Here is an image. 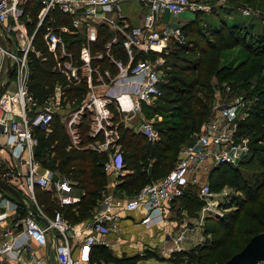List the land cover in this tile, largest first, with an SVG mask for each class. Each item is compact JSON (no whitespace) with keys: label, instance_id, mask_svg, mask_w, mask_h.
I'll return each instance as SVG.
<instances>
[{"label":"built area","instance_id":"built-area-1","mask_svg":"<svg viewBox=\"0 0 264 264\" xmlns=\"http://www.w3.org/2000/svg\"><path fill=\"white\" fill-rule=\"evenodd\" d=\"M28 1L0 0V26L11 42L9 53L3 37V44L0 42L1 85L5 82L7 57L13 73V79L10 78L0 95V179L26 196L42 220L34 218L27 210V214L16 223L22 227L20 232H15L5 228L6 215L0 213V264H45L39 250L47 246L52 231L56 264H94L90 257L91 248L101 242V236L118 229L121 213L143 210V223L160 222L167 214L166 206L182 197L189 186L197 188V196L203 202L199 217L202 225L204 213L214 212L213 206L218 205L211 201L213 192L208 184L209 172L220 164H237L249 151V138L237 133L238 122L246 117L251 107L240 95L228 103L222 102L230 92L228 85L215 91L208 121L189 143L181 146L176 162L166 176L143 186L126 199L116 198L114 189L123 169L117 142L118 127L122 125L139 132L148 141L157 139V131L144 118L142 106H151L161 96L160 85L165 83L161 54H167L173 43L184 42L181 27L158 28L157 24L162 22L165 13L178 16L186 11L193 14L207 11L213 0H141L146 8L142 23L130 29L127 26L117 29L123 36L121 47L127 60L114 59L110 54L111 46L117 43L116 36L105 44L104 54L114 66V74L108 68L100 70L98 66H92L91 59L101 60L103 54L96 52L92 56L90 44L96 41L100 14L116 8L124 0H34L41 5L35 31L54 9L67 16L70 22L68 27L47 26L42 33V42L53 58V69L65 80L63 85L54 86L53 94L43 103H38L28 90V56L31 53L38 55L33 46L35 31L30 34L29 21H25ZM63 34L84 36L86 44L80 48L77 58L67 50ZM139 53L146 56L156 53L157 56L154 60H135ZM81 83L86 85V91L80 102L66 101L64 88ZM10 85L12 89H8ZM220 93L226 97H220ZM235 109L240 113L231 118L230 112ZM114 112L117 120L113 118ZM84 116L88 124L85 135L90 141L83 144L80 125ZM54 117L63 124L69 147L92 149L107 156L103 165L108 178L106 191L96 212L82 222L79 229L67 221L59 209L52 215L45 213L34 196V188L38 187L49 191L59 207L79 201L71 192L73 183L56 169L44 168L35 156L38 138L34 130L47 131ZM184 238V230L176 233L171 238L172 248L166 253L170 256L184 251ZM255 264H264V261Z\"/></svg>","mask_w":264,"mask_h":264},{"label":"trees","instance_id":"trees-1","mask_svg":"<svg viewBox=\"0 0 264 264\" xmlns=\"http://www.w3.org/2000/svg\"><path fill=\"white\" fill-rule=\"evenodd\" d=\"M237 1V0H231ZM41 5L29 0L25 5V14L30 21L27 23L28 32L32 34L38 23ZM197 12L194 17H200ZM198 19L181 27L184 37L182 44L173 43L167 54H161L164 59L162 73L165 83L160 85L161 96L151 106L143 105L145 116L160 119L151 123L157 131V139L148 141L145 136L127 127H118V145L121 152V165L127 172L118 177L114 194L121 198H129L143 186L166 176L176 162L179 149L193 139L201 127L208 121L211 114V104L215 94L214 82L227 83L237 91L241 90L246 96L253 95L254 103L246 117L238 122V135L249 138V151L237 164H220L214 167L208 175V184L212 191L223 189L232 190L235 194H227L219 201L217 211L208 213L202 225L204 242L198 243L189 250L171 253L168 260L161 259L153 251L145 250L142 255L117 258L110 254L102 245L93 246L90 257L98 261L111 264H136L139 260L155 258L175 264H214L221 249L230 246L240 231L237 222L244 208L249 207L248 216L256 224V230H249L243 237V244L233 253H227L224 258L216 262L225 263L233 254L239 252L249 239L264 232V74H257L264 70V35L252 34L245 27L226 24L198 26ZM47 26L59 28L70 26L69 18L57 9L50 11L34 32L33 46L35 52L28 56L30 71L28 90L38 103H43L53 94L56 84L63 85L64 77L53 69V58L47 52L42 42V33ZM117 43L110 48L114 59L125 62L127 60L121 47L123 36L119 32H112L107 26L99 25L96 41L90 44V53L101 52V60L91 59L92 66L100 70L108 68L114 74L115 68L105 56V44L113 37ZM66 48L75 58L82 45L86 44L81 34H63ZM235 47L259 57L252 62V67L239 74L243 64L237 67L224 68L220 65L221 55ZM156 53L149 55L137 54L135 60L155 58ZM256 77V88L249 91L247 86ZM11 80L13 73H11ZM86 91L84 83L64 88L66 101L77 104ZM114 120L117 114L114 112ZM87 117H83L80 125L83 144L90 141L85 133L88 130ZM35 136L38 146L35 156L41 160L46 169H56L67 177L73 186L83 190L84 194L73 205L59 207L49 191L34 188V196L38 206L48 215L59 209L63 217L71 224L88 219L86 211L96 208L103 193L106 191L108 178L103 171L107 160L106 153L92 149H75L69 147V139L63 124L58 117L49 123L47 131L36 128ZM193 186L185 189L180 201L187 216L196 217L203 206ZM213 192V191H212ZM193 193V194H192ZM172 201V202H175ZM171 202V203H172ZM220 210V211H218ZM84 212L82 215L81 212ZM81 213V215H78ZM77 214V215H76ZM217 264V263H215Z\"/></svg>","mask_w":264,"mask_h":264},{"label":"crops","instance_id":"crops-1","mask_svg":"<svg viewBox=\"0 0 264 264\" xmlns=\"http://www.w3.org/2000/svg\"><path fill=\"white\" fill-rule=\"evenodd\" d=\"M145 11L146 8L141 0H124L116 8L108 9L101 13L99 25H105L109 29L114 30V32H117L118 28H126V26L127 29H130L142 23ZM192 14L193 13L186 11L174 17L165 13L163 14L162 22L158 23L157 27H175L170 21H181L176 26L182 27L185 24L182 23L183 19L189 18ZM126 173L127 172L122 169L120 176ZM116 181L118 183V180ZM71 192L79 199L84 194L83 190L76 187H73ZM117 197L118 196H116V198ZM1 198L3 199L2 202H0V213H5L6 215L4 223L5 228L20 232L22 227L20 223H16L27 214L26 210L13 198L4 193L0 194V199ZM121 199H126V197ZM166 210L167 214L164 217L165 219H162L160 222L153 221L147 224L142 222L144 217L143 210H138L129 214L121 213L118 229L115 232H110L101 236V242L95 246L102 245L106 247L110 254L117 258L142 255L145 250L153 251L156 255H162V257L167 258L169 255L166 252L172 248L171 238L181 230L185 231V238L182 243L183 250H189L197 245L198 240L203 236V224H200L198 215L196 217L187 216L186 211L182 209L180 201L169 203L166 206ZM178 212L180 215L177 217L176 214ZM82 222H86V220L76 223V229L82 227ZM83 229L84 228H82L81 231H83ZM53 234V231L49 233L47 246L39 250V255L43 258L45 264H56L53 251L54 243L51 240ZM97 258H91V262L94 264H111L104 263L101 260L97 262ZM136 264H167V262H162L155 258H147L139 260Z\"/></svg>","mask_w":264,"mask_h":264},{"label":"rangeland","instance_id":"rangeland-1","mask_svg":"<svg viewBox=\"0 0 264 264\" xmlns=\"http://www.w3.org/2000/svg\"><path fill=\"white\" fill-rule=\"evenodd\" d=\"M209 4H211V8L207 11L202 12V15H200V17H198V18L194 17V15L192 14L189 18L183 19L182 23L188 24V23L192 22L193 19L195 18L196 20L198 19V23L195 25L196 27H198V26L207 27V26H209V24H211V25L218 24L220 21H223L226 24L236 23L238 25H241V26L245 27L248 31H250L252 34L258 33V34L264 35V0H237V1L213 0V1L209 2ZM174 17H177V16H174ZM25 21H30L28 16L25 17ZM180 22L181 21H178V22L170 21V23L174 26H176ZM98 27H99V25L97 26V28ZM111 31L114 32V30H111ZM0 40H1L0 42L3 44L1 35H0ZM149 59H151V58H149ZM151 60H154V58H152ZM258 60H260L259 57L253 56V54L249 53L248 51H245L241 47H235L229 51L224 52L221 55L220 65L224 68H228V67H237V66L243 64L244 65L243 68L239 71V74L241 75L243 71L245 72V74H247V71L253 65L252 62L258 61ZM257 74H259L262 77V75L264 74V70H260V72L258 71ZM256 79H257L256 77H253L251 80V83L247 86V89L249 91L256 88ZM1 83H0V85H1ZM214 85H215V91L223 89L224 85L229 86V84H227V83L219 84L218 82H214ZM8 89H12V85H10L8 87ZM244 92H242L239 89H237V91H235L234 89H232L230 87V92H229V94L227 93L228 97H226V95L221 94V93H220V97L225 96L227 99H223L222 102L228 103L236 95L243 96L248 101V105L250 108V107H252V105L254 103L253 95L246 96ZM214 101H215V94H214V98L212 100V104H211L212 106L211 107H213ZM222 102H220V103H222ZM239 113H240L239 109H235V110L230 112V117L231 118L237 117ZM143 116L146 120H148L151 123H154L155 121L160 119L159 116H153V118H149V117L145 116L144 113H143ZM194 191L197 193V188H194ZM212 191H213V196H211V201L216 202V203H219V201L223 199V195L226 193L227 194L228 193L229 194H235L232 190H228L227 188L223 189L221 191H214L212 189ZM213 209H214V212H216L217 206H213ZM218 211H220V210H218ZM84 212L85 211L81 212L82 215L84 214ZM95 212H96V208L95 209L93 208V209H91L90 213H88L86 211V213L84 215L90 214V217H88V219H90ZM81 213H78V215H81ZM200 214L201 213L199 212L198 219L200 217ZM249 214H251L250 208L249 207L244 208L242 211V214H241V216L237 222V229L240 231V235H237L235 237V239L233 240V242L230 244L229 247H227L225 249H221L218 252V254H220V255L218 256V258H215V260L213 262H215L217 264H225V263H223V261H221V262H216V261L218 259L224 258V256L227 253L231 254L234 251H236L237 249H239L240 246L243 244V242H242L243 237H245V234L247 231L256 230L257 228H259V227H256V224L248 216ZM179 215H180V213L178 212L176 214V216L178 217ZM206 216H207V214L204 213V218L202 220V223H203ZM88 219H86V220H88ZM204 240H205L204 236H201V239L198 240L197 244L204 242ZM158 257H160L161 259H164V260L169 259V256L167 258H164V257H162V255H158ZM160 261L163 262V260H160ZM166 262H169V261H166ZM205 264H207V263H205Z\"/></svg>","mask_w":264,"mask_h":264},{"label":"water","instance_id":"water-1","mask_svg":"<svg viewBox=\"0 0 264 264\" xmlns=\"http://www.w3.org/2000/svg\"><path fill=\"white\" fill-rule=\"evenodd\" d=\"M0 32L3 39L6 41L7 52L11 50V42L7 35L4 33L0 26ZM11 65L10 59L7 57L6 60V72H5V82L0 86V95L9 83L11 77ZM0 191L5 192L11 198H13L19 205L25 209L29 210L30 214L36 218L40 219L36 213V209L33 203L22 193L16 190L14 187L0 179ZM42 220V219H40ZM259 261H264V232L258 233L252 236L245 246L237 253L233 254L225 264H255Z\"/></svg>","mask_w":264,"mask_h":264}]
</instances>
